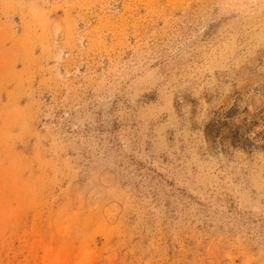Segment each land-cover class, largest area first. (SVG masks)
Returning a JSON list of instances; mask_svg holds the SVG:
<instances>
[{
    "label": "rangeland",
    "instance_id": "rangeland-1",
    "mask_svg": "<svg viewBox=\"0 0 264 264\" xmlns=\"http://www.w3.org/2000/svg\"><path fill=\"white\" fill-rule=\"evenodd\" d=\"M0 264H264V0H0Z\"/></svg>",
    "mask_w": 264,
    "mask_h": 264
},
{
    "label": "trees",
    "instance_id": "trees-1",
    "mask_svg": "<svg viewBox=\"0 0 264 264\" xmlns=\"http://www.w3.org/2000/svg\"><path fill=\"white\" fill-rule=\"evenodd\" d=\"M229 112H230V111H229ZM229 112H228V113H229Z\"/></svg>",
    "mask_w": 264,
    "mask_h": 264
}]
</instances>
